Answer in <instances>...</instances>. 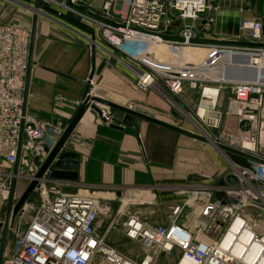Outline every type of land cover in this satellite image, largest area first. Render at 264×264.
<instances>
[{
  "label": "built area",
  "instance_id": "1",
  "mask_svg": "<svg viewBox=\"0 0 264 264\" xmlns=\"http://www.w3.org/2000/svg\"><path fill=\"white\" fill-rule=\"evenodd\" d=\"M93 1L39 0L36 12L38 17H67L82 26L87 21L95 25L99 40H88L122 55L121 63L136 76L138 91L154 90L163 96L165 90L178 96L188 88L203 95L210 87L218 96L222 86L230 87L224 116L234 117L237 129L233 133L223 128L214 137L215 145L260 162L246 159L250 167L232 163L238 184L219 186L225 198L201 206L195 236L176 223L182 205L172 207L167 226L147 225L134 215L127 216L118 232L140 245L139 261L126 258L96 231L101 207L95 193L55 191L54 199L48 201L38 187L41 200L35 213L11 248L5 249L1 264H152L158 254L175 250L179 252L175 264H264V228L254 221L264 216V154L258 151L264 134V16L241 20L232 40L204 44L197 40L195 23L213 10L215 0H99L97 5ZM33 2L0 0L26 8L31 15ZM176 26L175 37L164 35ZM29 41L30 28L0 22V160L10 165L17 159L20 133V155L42 158L44 152V127L22 110ZM185 50L196 52V60L186 59ZM217 67L244 78L212 80L210 71ZM91 103L102 123L113 124L112 110ZM136 106L131 103L128 108ZM241 121L249 124L247 131L238 127ZM9 187L0 186L3 201ZM19 217L25 219L26 212ZM114 226L115 220L109 229Z\"/></svg>",
  "mask_w": 264,
  "mask_h": 264
},
{
  "label": "crops",
  "instance_id": "2",
  "mask_svg": "<svg viewBox=\"0 0 264 264\" xmlns=\"http://www.w3.org/2000/svg\"><path fill=\"white\" fill-rule=\"evenodd\" d=\"M21 1L29 4L32 0ZM93 2L99 4V0ZM4 4L19 11L22 25L29 24L28 28H31L32 15L29 12L23 13L21 7L8 3L1 5ZM213 6L208 15L195 23L197 40L204 44L224 40L213 36L230 32L234 35L243 19L264 16L256 10L257 0H215ZM209 19H212L210 24ZM83 23L85 25L76 29L64 18L38 17L25 113L44 128L53 127L59 135L78 110L88 89L87 95L91 93L122 107L133 103L137 105L135 111L151 118L170 125L178 122L170 116L174 112L165 114L154 109L157 105L145 98H132V94L142 92L135 87L136 76L121 63V54L90 43L99 40L98 28L88 21ZM22 25L18 26L27 28ZM176 33L177 26L164 35L173 38ZM99 66L100 71L96 74ZM206 92L213 96L211 90ZM211 99L212 105L215 98ZM234 120L231 132L237 129ZM130 122L125 124L114 120L113 125L121 128L114 129L110 126L112 124L102 123L94 111L87 110L63 147V151L77 156V181L46 182L40 185L41 192L48 201L54 199L55 191L70 195L95 193L101 207L95 229L105 241L114 232L109 229L113 220L118 228L129 215L138 217L147 225L167 226L175 205L183 206L176 223L195 236L199 209L214 200L215 194L220 193V183L227 174L234 173L233 170L221 168V161L192 138L141 118L131 117ZM46 156L43 152L41 159ZM13 169L14 164L0 160V186H10ZM36 170L34 158L22 153L18 174L32 176ZM21 192L22 189L17 187L18 197ZM3 203L0 194V222L6 210ZM117 211L121 213L116 217ZM114 234L115 240H125ZM130 245L131 250L114 244L109 246L126 258L139 261L140 245L134 242Z\"/></svg>",
  "mask_w": 264,
  "mask_h": 264
},
{
  "label": "water",
  "instance_id": "3",
  "mask_svg": "<svg viewBox=\"0 0 264 264\" xmlns=\"http://www.w3.org/2000/svg\"><path fill=\"white\" fill-rule=\"evenodd\" d=\"M33 11H32V20H31V28H30V41L28 47V58H27V68L25 74V82H24V93H23V114L26 112V101L28 96V87H29V79H30V70H31V63H32V53H33V46H34V37H35V30H36V23L38 19L37 12L39 10V0H34L33 2ZM101 66L95 71V73H99ZM94 71V70H93ZM228 72V77L231 79H242L244 76L242 74H237L235 72ZM92 76H90L91 78ZM88 89L85 90L82 99L81 105L79 106L78 110L64 128L61 134H56L53 127H45V134L43 136L44 141V153L47 156L42 160L40 157H34V162L37 165V170L32 176H20L18 174V163L20 158V147L22 144V133H20L19 143H18V152H17V159L14 163L13 174L11 178V184L9 187V194L7 199V205L5 210V215L3 221L0 222V264L2 262L4 249L6 245V239L8 236V231L14 224L15 219L18 215H20L21 210L29 197L34 193L41 184L50 182V181H77V169H78V162L76 161V154L70 151H63L64 144L70 137L74 127L76 124L81 120L83 115L86 113L87 110L94 111L99 116V110L92 104L91 102L100 103L106 107H109L113 110V118L116 121L123 122V123H131V117L141 118L148 122L160 125L162 127L168 128L174 132L179 134L185 135L189 138L206 142V140L200 136L193 133H190L186 130H183L179 127L164 123L160 120L151 118L147 115L139 113L135 110L125 108L122 106H118L106 100H103L98 97H90L87 98ZM114 129H121L116 125H110ZM238 127L242 131H247L249 129V124L246 121H241L238 124ZM216 149L220 151L225 157L226 154H232L239 156L244 159H248L254 162H260L259 160L243 154L237 150L227 148L221 145L216 146ZM225 184H238V180L235 174L230 173L227 174L224 180L220 183V186ZM17 187L22 189L21 195L14 201V196L16 197V190ZM88 193V192H87ZM223 198V193L215 194L214 200H221Z\"/></svg>",
  "mask_w": 264,
  "mask_h": 264
},
{
  "label": "rangeland",
  "instance_id": "4",
  "mask_svg": "<svg viewBox=\"0 0 264 264\" xmlns=\"http://www.w3.org/2000/svg\"><path fill=\"white\" fill-rule=\"evenodd\" d=\"M244 1V0H243ZM254 1V0H252ZM0 3L1 9H0V20L7 23V24H12V25H22V20L20 19V16L18 14H21L19 11L16 9L12 8L10 5ZM3 6V7H2ZM23 13L27 11L26 8H22ZM257 11L260 13H264V0H257ZM26 27H29V24H24ZM22 25V26H24ZM29 25V26H28ZM73 25V24H72ZM74 26V25H73ZM94 26V25H92ZM96 27V26H94ZM74 28H78L77 26H74ZM234 31V30H233ZM215 39H224V40H232L233 39V32H230L227 35H218V36H213ZM213 80V76H212ZM215 85V84H213ZM163 90V89H162ZM137 93V92H136ZM134 93L132 94V98H145L146 100L150 101L151 103H155L157 107H153L154 109H158L159 111L165 113V114H170L171 112H174V116L178 122L173 123L174 126H177L183 130H186L190 133L200 135L202 136L206 142L198 141L196 140V144L199 146H203L206 148L207 152H211L210 154L212 157H216L218 160L221 161V168H226V169H232V165L230 163H234L236 165H240L242 167H250V163L247 162L246 159L241 158L236 155L232 154H226L227 158L220 152L218 149H216V145L214 142V137L217 136L220 131L224 128L227 132H231L230 126L233 124L234 117H227L225 118L224 116V109L226 106L227 98L231 95V89L230 87H225L222 86V88L218 92V96L215 100L214 105H211V100H208V98H205L202 95L201 90H190L188 88H183L181 93L178 96L168 94L167 98H164L160 94L158 95L154 90H149L145 92H138L137 94ZM165 93V90H164ZM167 93V92H166ZM166 97V96H165ZM158 99V100H157ZM160 99V100H159ZM169 99V100H168ZM155 102H152V101ZM171 100V101H170ZM162 101V102H161ZM206 103V104H204ZM205 105V107L201 106ZM210 105V106H209ZM177 106V107H175ZM129 106H126L125 108H128ZM199 107L206 108L204 117L199 116L198 114V109ZM109 110H112L108 107ZM137 112H140L137 110ZM184 112L185 114H182ZM141 113V112H140ZM149 115V114H148ZM221 115V117H220ZM192 120V122L202 130V133L188 120L189 118ZM220 118V119H219ZM215 120L217 122H215ZM235 121V120H234ZM175 122V121H174ZM178 123V124H177ZM235 133V131H232ZM195 140V139H194ZM264 134L259 137V147L258 151L262 154H264ZM213 143V144H212ZM215 153L218 154V156H215ZM25 157V156H24ZM36 192V191H35ZM18 196H14V201L17 200ZM7 199L4 201L3 205L4 208L7 205ZM40 195L39 194H34L29 197L25 205L23 206L22 210L20 213L23 211L26 212V217L23 219L22 217H19L20 215L17 216V218L14 221L13 226L11 229L8 231V236L6 239V245L5 249L11 248V244L16 237L17 234H21L25 231L26 226H27V219L31 218L33 214L35 213L36 207L40 201ZM101 202V200H100ZM100 205V204H99ZM3 218V216H2ZM257 225L262 226L264 228V216H260L258 219L254 220ZM122 227V226H121ZM119 229L117 225L112 228V231H114L116 234H119ZM197 229V227H196ZM195 229V230H196ZM114 232L110 233L108 239L105 241L106 244L108 245H117L119 247H123V249H132V242L127 240H115L116 235ZM194 233V232H193ZM121 236V235H120ZM123 237V236H122ZM124 239V238H123ZM4 249V251H5ZM179 256V252L177 250L171 252V253H161L158 254L152 264H175Z\"/></svg>",
  "mask_w": 264,
  "mask_h": 264
},
{
  "label": "bare ground",
  "instance_id": "5",
  "mask_svg": "<svg viewBox=\"0 0 264 264\" xmlns=\"http://www.w3.org/2000/svg\"><path fill=\"white\" fill-rule=\"evenodd\" d=\"M196 52H194V53H192V51L191 50H185L184 52H183V56L184 57H186V59H192L193 61L194 60H196L195 59V56H196ZM168 55H166L165 54V57H167ZM210 75H211V77L213 76V79L214 80H220V79H223V78H230V77H228V72H227V70H222V68L221 67H217V68H213L211 71H210ZM207 90H211V92H213V96H211L210 94H208L206 91ZM162 94H163V96L165 97V98H167L168 97V95L166 94V93H164L163 91L161 92ZM203 95L205 96V97H207V98H209V99H211L212 97H214L215 99L214 100H216V98H217V93H216V90L214 89V88H206L205 90H204V93H203ZM169 100V99H168ZM212 100V99H211ZM171 101V100H170ZM214 103H215V101H214ZM213 103V104H214ZM212 104V105H213ZM175 107H177V106H175ZM178 108V107H177ZM205 110H206V108H203V107H199V109H198V114H199V116H201V117H204V114H205ZM182 114H185L184 112H182ZM185 116H186V114H185ZM188 116V115H187ZM187 116H186V118H187ZM189 118V117H188ZM189 121H190V123H192L200 132H201V134L203 133L202 132V130L200 129V128H198L193 122H192V120H190V118L188 119ZM204 134V133H203ZM213 144V143H212ZM244 146L246 147V148H252V146L251 145H249V144H247V143H244ZM231 165H232V163H230ZM233 169H235V166H231Z\"/></svg>",
  "mask_w": 264,
  "mask_h": 264
},
{
  "label": "trees",
  "instance_id": "6",
  "mask_svg": "<svg viewBox=\"0 0 264 264\" xmlns=\"http://www.w3.org/2000/svg\"><path fill=\"white\" fill-rule=\"evenodd\" d=\"M64 20H66L70 24H73L74 26H77V27L82 26V25H80L79 23H77L75 21L73 22L72 20H69L67 17H65Z\"/></svg>",
  "mask_w": 264,
  "mask_h": 264
}]
</instances>
